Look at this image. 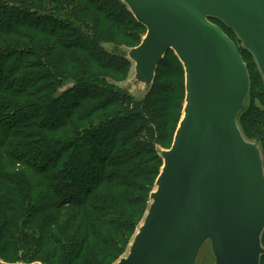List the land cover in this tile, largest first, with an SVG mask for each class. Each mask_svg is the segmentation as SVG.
<instances>
[{
    "label": "trees",
    "instance_id": "16d2710c",
    "mask_svg": "<svg viewBox=\"0 0 264 264\" xmlns=\"http://www.w3.org/2000/svg\"><path fill=\"white\" fill-rule=\"evenodd\" d=\"M145 33L122 0H0L4 263L112 264L130 245L185 99L184 67L171 49L142 99L114 84L130 63L119 48L137 46ZM246 66L237 124L264 157V80Z\"/></svg>",
    "mask_w": 264,
    "mask_h": 264
},
{
    "label": "water",
    "instance_id": "95a60500",
    "mask_svg": "<svg viewBox=\"0 0 264 264\" xmlns=\"http://www.w3.org/2000/svg\"><path fill=\"white\" fill-rule=\"evenodd\" d=\"M122 1L146 28L127 53L136 79L148 87L171 49L184 67L185 99L148 210L114 264H194L206 240L215 264H260L264 164L237 124L249 73L237 44L210 19L235 33L264 80V0Z\"/></svg>",
    "mask_w": 264,
    "mask_h": 264
},
{
    "label": "rangeland",
    "instance_id": "374dc122",
    "mask_svg": "<svg viewBox=\"0 0 264 264\" xmlns=\"http://www.w3.org/2000/svg\"><path fill=\"white\" fill-rule=\"evenodd\" d=\"M235 34V33H234ZM231 37L233 39H235L236 37V41L239 39L237 38V36L235 35V37L233 35H231ZM234 40V41H235ZM235 41V42H236ZM236 42L237 46L239 47V49L242 51L241 54H243L244 56V62L248 65V63H250L252 66L250 68V70L252 72H258L260 75V71L257 67V64L254 60V58L252 57H249L248 53L245 52L247 50L244 51L240 41L239 42ZM139 45V44H138ZM137 45V46H138ZM104 47L110 51V52H113V47L112 45H104ZM136 47V46H135ZM120 50L122 51H129V47H126V46H121L119 48ZM127 51V53H128ZM128 59V57H127ZM130 61L129 63V70L125 76V78L121 81H115L114 84L126 89L129 94L136 100H140L144 97L146 91H147V84L145 83H142L141 81L137 80L136 77H135V70H134V62L130 59H128ZM113 83V82H112ZM74 83H69L67 84L65 87L62 88V90H65L71 86H73ZM245 107L248 105V99L245 103ZM174 139V138H173ZM248 140V139H247ZM251 142H254L260 149V142L257 140V139H252V140H249ZM172 145V143L170 144V146ZM158 148H160V146H157ZM263 157V156H262ZM264 158V157H263ZM142 223V222H141ZM140 223V225H141ZM139 225V226H140ZM138 231V229L136 230V232ZM262 243V242H261ZM262 246L264 248V244L262 243ZM128 249H129V246H127V248L125 249V251L122 253V255L120 256L121 257H125L127 254H128ZM43 255V254H42ZM41 255V257H42ZM43 258H45V256H43ZM119 258V259H120ZM47 259V258H46ZM119 259H117L115 262H117ZM50 263L53 264V263H56L57 260L56 259H49ZM0 262H3L0 260ZM108 262V261H107ZM111 261H109L108 263L106 264H109ZM115 262H113L112 264H114ZM4 263V262H3ZM35 264V263H34ZM36 264H42L41 262H36ZM77 264V263H76ZM80 264V263H79ZM194 264H215L214 262V257H213V253H212V249H211V243L209 240H206L200 247L198 253H197V256H196V259H195V263Z\"/></svg>",
    "mask_w": 264,
    "mask_h": 264
}]
</instances>
